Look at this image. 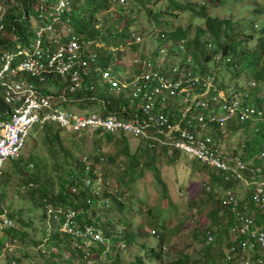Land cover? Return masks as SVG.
Segmentation results:
<instances>
[{"label": "trees", "instance_id": "16d2710c", "mask_svg": "<svg viewBox=\"0 0 264 264\" xmlns=\"http://www.w3.org/2000/svg\"><path fill=\"white\" fill-rule=\"evenodd\" d=\"M27 1L19 0L23 6L27 5ZM33 1L29 0V3ZM119 2L120 0H72L70 4L71 17L73 14L72 23L79 39H91L102 44L101 49H97L102 67L110 64L119 65L121 57L119 47H126L130 41H134L137 35L143 36L151 32L144 30V26L139 23L140 16H144L155 27L166 25L168 30L165 32L168 36L180 39L185 46V51L191 53L190 58L195 62L193 66L195 70H200L202 75H209L217 89L219 88L227 95L241 97L253 96L255 98L257 92L264 94V37L253 46H248L247 42L224 41L221 36V28L225 24L230 25L232 20L230 18L221 19L208 9L210 4L213 6H217L218 2L227 4L229 0H121ZM10 3L11 0H7L6 4ZM184 14H187L190 20L197 19L196 22L200 20L201 23L196 24L194 29L191 28V23L186 27L178 24L172 28L171 20L168 18L181 17ZM91 18H93L92 22L89 20ZM202 23L209 32L208 37L202 36L205 31L203 27L199 28L200 24L203 26ZM28 25L27 19H21L20 16L15 17L14 12L8 10L5 20L7 40L13 36L26 34ZM190 30L194 32L192 36L189 34ZM199 30H201V34L197 32ZM209 40L214 42V50L207 48ZM160 42L163 43L164 39H161ZM133 45L137 47L139 44H131L130 47L135 48ZM6 46L8 45L0 39V49H4ZM142 51H146L145 45H142ZM148 54L153 58L158 57L159 47L149 49ZM216 54H220L218 62L212 60ZM113 55L115 56L112 57ZM210 60L214 62V68L207 66ZM30 81L42 92H49V87L43 88L36 79L31 78ZM83 96L80 93L75 94L69 102L83 109L85 113H89L87 108L94 105H98L96 111L103 116L113 115L128 119L133 113L128 108V101L124 93L110 92L105 88L96 93L95 98H84ZM200 97H204V95H200ZM66 103L68 102H58L59 105ZM170 106L172 105L168 103L164 112L169 115L175 128L183 126L185 118L181 119L179 115L186 108V104L178 99L172 107ZM7 107L0 101V111ZM211 107L215 112H220L216 103ZM196 111L200 112V110ZM0 118L6 119V117ZM210 129L213 131L218 146L220 141L227 138L231 129L233 130L231 134H235L238 142L242 143L238 145L239 148H234V152L228 155L232 159L229 160L230 164L234 163V158H238L248 167L261 163L257 157L264 146L258 151L257 148L264 142L263 130L255 131L247 123L236 125L233 122L228 123L224 133L219 131L217 123H211ZM30 131H32L30 139L27 144H24L25 147L23 146L19 156L11 159L15 160L17 166L13 168L9 164L4 165L3 175L0 179V215L9 219L13 218L15 222L13 227L3 226L0 228V258L6 241L13 244L12 242L16 240H23L27 234L24 230L30 227L34 219L43 221V225L40 227L42 236L40 239L29 237L28 245H32V250L35 251L34 247H38L42 242L46 248L55 251L50 252V256L47 258L43 256L40 249H37L31 257L30 255L24 257L27 259H34L37 255L41 257L40 262L30 261L31 264H86L88 259L91 260L90 264H143L144 259L139 254H135L133 259L128 258L131 244L138 246L140 249L135 247L134 250L144 252V257L151 261L160 258L163 248L176 247L175 244L169 243L170 238L166 236L171 233L168 223L177 219L179 224H183L184 208H178L169 202L166 183L159 178L160 186H156L160 193H163L165 201L157 202L153 207L146 204L145 209L130 204L134 191L131 190L129 193V189L132 187L134 189V185L148 169L154 171L157 177L159 176L160 169L155 164V156L160 157L167 154L170 156L169 163H173L174 159L178 155L180 156L177 150L169 149V147L152 148L149 146L148 140L142 136L126 135L121 131L109 132L97 129L70 132L54 123L36 124ZM225 134L226 137H224ZM134 142H137V145L131 152ZM201 166L197 167L193 163L191 169L206 174L207 181L202 189V196L192 200L191 203L198 205L213 200L211 202L219 206H213L207 213V219L210 221L207 228L201 230L197 222L192 219L190 233L204 246H202L201 256L192 260L190 264H239V258L225 260L224 255L226 256L227 252L221 250L223 240L228 243V226L231 217L222 204V194H217V190L214 188L219 187L224 190L231 182L232 185H235L236 181L225 182L213 168L206 165ZM242 173L246 177L251 175L249 169L243 170ZM110 178H116L117 184L114 187L107 185ZM9 179L11 185L8 188ZM99 179L103 181V185L100 187L98 186ZM206 185H209L210 188L205 191ZM100 188L101 193H99ZM9 193L16 194L21 201L20 209L16 213L7 211L10 209V205L4 206V196ZM191 203H189L190 206H192ZM27 205H30V208L24 210ZM58 208L73 210L81 229L89 224L98 223V228L102 229L106 240L110 237L114 238V246L109 248L104 242L95 246L96 242H94L89 247L88 255L80 260L83 253L74 247L75 241L70 240L69 243L64 241L62 238L70 237L57 231V223L54 221L53 215ZM132 208L135 210V215L142 214L146 210L144 219L138 220L135 226L132 222L135 223L137 220L133 219L132 221L129 217ZM33 211L39 212L36 214L38 217L34 218ZM187 214L191 217L192 212H187ZM153 221H156L155 225H151ZM50 227H52L51 234ZM149 236H154L157 239V244H148L140 239ZM120 243H124V249H116V255L112 260L96 263L97 255L94 253L104 254L109 249L113 251V248H116V245ZM63 244H66V249L70 250L72 254L66 260L59 256L64 248ZM215 248L218 249L219 255L218 259L213 261V249ZM53 257H56L55 261L52 259ZM183 257L190 259L189 254H184ZM11 259L16 264H20L22 258L14 254L10 255L8 264H11Z\"/></svg>", "mask_w": 264, "mask_h": 264}, {"label": "built area", "instance_id": "2783aa9c", "mask_svg": "<svg viewBox=\"0 0 264 264\" xmlns=\"http://www.w3.org/2000/svg\"><path fill=\"white\" fill-rule=\"evenodd\" d=\"M6 2L0 0V39L8 45L0 49V101L8 106L0 111V117H6L0 118V179L5 163L19 156L36 124L54 123L70 132L104 129L142 136L152 148L169 147L186 153L213 168L225 182L235 180L236 185L239 182L244 186L242 196L232 182L222 192V204L231 217L225 260L235 257L239 258V264H264V148L259 151L257 159L261 163L256 167H248L238 158L230 164L231 157L218 148L210 129L211 123H217L219 131L224 133L228 123L233 122L236 125L247 123L255 131H264V95L233 96L217 89L209 75L195 70V62L190 58L191 53L185 51L183 42L169 37L166 32L159 33L160 41L164 39V45L159 47L161 61H158L159 56L153 58L143 52L144 57H135L128 65L120 60L119 65L102 67L97 50L102 44L91 39L80 40L70 25L67 15L72 0L30 3L28 0L25 6L19 0H11L9 5ZM32 5L35 14L28 11ZM8 10H12L15 17L34 18L38 23L29 24L26 34L7 40ZM58 22L64 32L56 28ZM29 36L34 37L31 42L26 41ZM141 38L137 35L129 44H137ZM207 46L211 48L210 43ZM119 52L122 56V46ZM219 56L216 54L212 60L218 62ZM31 78L51 85L49 92H42ZM105 88L125 94L128 108L133 112L128 119L103 116L97 111L76 114L59 108V101L69 102L75 94L95 98L94 95ZM178 99L186 104L179 115L185 122L175 128L164 108L168 103L173 106ZM215 103L218 113L211 107ZM245 169L251 171L249 177L242 173ZM53 216L58 229L75 241L77 251H81L87 237L101 240L97 228L91 224L80 228L73 210L58 208ZM10 224L9 218L0 215V228ZM5 244L4 251L10 253L9 243ZM89 247L83 254L88 255ZM10 263L16 264L12 259Z\"/></svg>", "mask_w": 264, "mask_h": 264}, {"label": "rangeland", "instance_id": "374dc122", "mask_svg": "<svg viewBox=\"0 0 264 264\" xmlns=\"http://www.w3.org/2000/svg\"><path fill=\"white\" fill-rule=\"evenodd\" d=\"M251 1V0H243L241 3H238L237 0L233 1V0H229V2L227 4H222L221 2H218L217 6H213V4H210L208 6V9H210V11L218 16L221 19L224 18H230L232 20L230 25H223L221 28V36L224 39V41H230L232 37H235L236 40L239 42H247L248 46H253L256 43V37L258 35V29L260 27H262V24H258L256 29H251V30H246L244 32H242V26L246 23L247 21V17L248 14L247 12L241 7L244 3ZM121 2V0H120ZM119 2V3H120ZM260 3H262V0H252V8H258ZM248 5V4H246ZM33 7L34 5L28 7V11L30 14H32L33 11ZM20 14V11H19ZM35 14V13H33ZM70 18V25L71 27L74 29L73 23H72V19H73V14L71 17V14L69 13L67 15ZM92 19L91 20L92 22ZM169 20H171V24H172V28H175L178 24H181L183 27L188 26L191 23V28L194 29L195 25L198 23H201V21L199 20V22H196L197 19H189L187 14L182 15L181 17H169ZM29 21V24L31 26H36L37 25V21L32 18V19H27ZM236 21H239V23H236ZM139 23L141 24V26H144V30L146 31H151L149 34L147 35H143L139 40V47H135V45H133V47L135 48H131L130 45L128 43V45H126V47H122V53L123 55L120 57V60H122V63H125V65H128L130 61H132L133 58L135 57H144V53L142 51V45H145V54H148V50L149 49H157L158 47L164 45V43L162 42H158L160 41V32H165L166 30H168V27L166 25H159V26H154L153 24H150L147 20L146 17L144 16H140L139 18ZM262 23H264V15H262ZM64 24V23H62ZM61 24V25H62ZM203 24V23H202ZM204 28V32L202 34V36L204 35V37H208L209 36V32H207L206 30V26H201V24L199 25V28ZM56 28L58 29V31H65L64 27L62 29V27L60 26V23L58 22V24L56 25ZM75 30V29H74ZM199 34H201V30L197 31ZM245 33H249L252 34L254 37L251 39H248ZM190 36H192L194 34L193 30L189 31ZM34 39L33 36H29L26 41L31 42ZM172 40V39H171ZM210 41V40H209ZM237 43V42H236ZM214 44V42H213ZM137 45V44H136ZM211 50H214V47L211 48ZM138 51V52H137ZM137 53V54H134ZM115 55H113L112 57H114ZM161 55L159 56L158 61H161ZM207 66L209 68H214L215 64L213 61H208ZM41 86L43 88L45 87H51V85H47L45 83H41ZM259 93V92H257ZM260 94L264 95L263 93L260 92ZM59 108L61 110H67L70 111L72 113H76V114H84L85 111H83V109H80L77 105L68 102L66 104H61L59 105ZM98 109V105H94L91 108H87V112H96V110ZM32 131H30L25 144H27V142L30 139V134ZM264 133V132H263ZM224 137H226V134L224 135ZM242 143L239 141L238 142V138L237 136H235V134H229L227 136V138L224 141H220L219 143V149L221 151L225 152H231L232 150H234V148H237L238 145H241ZM264 142L257 148V151L260 150L263 147ZM137 145V142H134L132 148H131V152L133 151V149H135ZM25 147V145H24ZM157 148V146L155 147ZM239 148V147H238ZM25 149V148H24ZM172 149V148H169ZM180 156L178 155V157H176L174 160L175 162L173 163H169L170 160V156L165 154L162 155L160 157L155 156V164L157 166V168L160 169L159 172V176L157 177V175L154 173V171L152 172L151 170H147L142 178L138 181V183L136 185H134V189L132 187V189H129V193L131 190L134 191V193L132 194V198L130 201L131 205H137L138 207H144V209L146 208V204L149 205V207H153L155 204H157V202H162L165 201L163 193H160V191L156 188V186H160V184L158 183V179L161 178V180L166 183V186L168 188V198H169V202L172 205H176L178 208H184V222L183 224H179L178 220L174 219L171 222L168 223V228L170 229V234L166 235L167 237L170 238L169 243L170 244H175L176 247L173 248V246L169 249V248H163V253L161 254L160 258H158L157 260H147L144 257V252H140L139 250H134V248H138L140 249L138 246H136L135 244H131L130 249L129 250V257L133 259V257L135 256V254H139L143 259L144 262L143 264H190L192 260L196 259L197 257L201 256V251L203 250L202 246H204V244L201 243L200 240H196L193 238V236L191 235V228L190 225L192 224V219H194L199 228L202 230L203 228H207L210 224V221H208V216L207 213L209 212V210L214 206H219L218 204H213V200H210L208 202H202V204H196V203H191L192 200L198 199L200 196H202L203 194V187L205 185V182L207 181V175L203 174L201 171L199 170H195L192 171L191 166L194 163L195 166L197 167H202L201 165H204L202 163H200L199 161H195L194 158H192L191 156H189L186 153L183 152H179ZM195 161V162H193ZM11 165L13 168H15L17 166L15 160H11L9 159L5 165ZM258 165V163L254 166L256 167ZM114 175H115V170H114ZM111 179V178H110ZM160 180V179H159ZM8 188L11 185V181L9 179L8 181ZM88 183V181H87ZM110 186H115L116 183V178H112L107 185ZM216 184V183H215ZM103 185V181L101 179H99V183L98 186H102ZM236 185V184H235ZM209 186V185H206ZM205 186V188H206ZM102 188V187H101ZM101 188H100V192L101 193ZM104 188V187H103ZM102 188V189H103ZM210 188V186H209ZM217 190V194H222L223 190L222 188L219 187H214ZM236 189L238 190L237 192L239 193V195H244L245 194V188L244 186L238 182V184L236 185ZM209 190V189H205ZM125 194L128 196L127 192H125ZM4 206L6 205H10V209L7 210L5 207L4 209H6L8 212L12 211L13 213H16L17 211H19L20 206H21V201L17 198L16 194L14 193H9L7 196H4ZM110 199V198H109ZM111 200V199H110ZM134 200V201H133ZM106 202V201H105ZM189 203H191L192 206L189 205ZM95 204V203H94ZM100 206V205H99ZM98 206V207H99ZM30 208V205H27L24 210H27ZM146 210H144L142 212V214H137L135 215V210L132 208L129 214V217H131L132 221L133 219H136L137 221L132 222V224L135 226L136 223H138V220H142L144 219V215ZM172 211V210H171ZM192 212L191 217L189 216V214H187ZM39 212H35L33 211L34 214V218L38 217L36 214ZM24 213L22 212V215ZM11 220V224L8 225V227H13L15 225L14 219H10ZM156 221H153L151 223V225H155ZM43 225V221L40 219H34V222L32 220V223L30 225L29 228H27V230L25 229L24 231L27 232L26 236L23 238V240H16L15 242H12L13 244L9 243L8 241H6V243H9L8 245L10 246V248L12 249L11 252L8 254L7 252L3 251L2 253V257L0 258V264H8L9 262V258L10 255H16L20 258H22L20 260V264H31L33 262H40L41 261V257L39 255H37L34 259H27L24 258L26 255H31L33 254V252L37 251V249H40V251L42 252V254H44L43 256H46L47 258L50 256V252L53 253L55 250L53 249H48L46 248L43 243H39L38 247H34L35 251L32 250V245H28L27 240L30 238L29 237H34V239H40L42 234L40 232V227H42ZM93 227H97V232L99 233V238H101V240L99 239H92L91 236L85 238V242L83 244V248L81 249V253L84 252L85 248L89 247L91 245L92 242H96L94 245L96 246V244H102L103 242L105 243V245L107 247H111L114 246L115 242H114V238L110 237L108 240H106L104 238V233L102 232V229H99V224L96 223H92L91 224ZM144 226H149V225H144ZM197 226V227H198ZM2 228V227H1ZM59 227H57V231L58 232H62L60 229H58ZM50 234H51V230L52 227H50ZM64 233V232H62ZM151 235V234H150ZM32 239V238H31ZM64 241L66 242H70V238H62ZM141 241H145L148 244H157V239L154 236H149V237H143L140 238ZM33 240V239H32ZM228 241V239H227ZM124 243H120L116 245V248H113V251H111L110 249L107 250L106 252H104V254L102 253H94L97 255L96 258V263L98 261H110L112 260V258L116 255L115 250L118 248H122ZM66 244H63V249L61 250V255L59 254V256L61 258H65L64 260H66V258H70L72 256L70 250H67L65 247ZM93 245V246H94ZM4 247H7L6 244H4ZM78 247V246H77ZM228 248V243L224 242L221 245V250L222 252H226ZM9 249V248H8ZM89 249V248H88ZM31 250L30 252L27 253V251ZM77 253V252H75ZM106 253V254H105ZM79 255V253H77ZM184 254H189L190 255V259H185L183 257ZM107 255H110L111 257L109 258ZM213 255H214V259L213 261H216L218 259V249L215 248L213 249ZM85 256H87V253L85 254H81V258H79L80 260H82ZM180 257V258H179ZM225 257V255H224ZM54 261L56 260V257L52 258ZM89 261H91L90 259H88ZM87 260V262H88ZM72 261V260H71ZM95 264V263H94Z\"/></svg>", "mask_w": 264, "mask_h": 264}, {"label": "clouds", "instance_id": "9594fccd", "mask_svg": "<svg viewBox=\"0 0 264 264\" xmlns=\"http://www.w3.org/2000/svg\"><path fill=\"white\" fill-rule=\"evenodd\" d=\"M243 0H237L238 3H241ZM248 4V5H246ZM248 14L246 23L242 26V32L251 29H256L258 24H262V27L258 29V35L256 37V42L264 37V23H262V15H264V0H262V3H260L258 8H252V0L244 3L241 6ZM236 23H239V21H236ZM248 39L253 38L254 36L249 33H245ZM231 42L238 43L235 37H232ZM208 43L211 44V48L215 47V44H213L212 40H210ZM207 43V44H208ZM207 48H209L207 46ZM210 48V49H211Z\"/></svg>", "mask_w": 264, "mask_h": 264}, {"label": "crops", "instance_id": "0c3cea01", "mask_svg": "<svg viewBox=\"0 0 264 264\" xmlns=\"http://www.w3.org/2000/svg\"><path fill=\"white\" fill-rule=\"evenodd\" d=\"M232 132H233V130L231 129L230 133H232ZM233 152H234V150H232L231 152H225V154L228 156V155H230V153H233Z\"/></svg>", "mask_w": 264, "mask_h": 264}]
</instances>
